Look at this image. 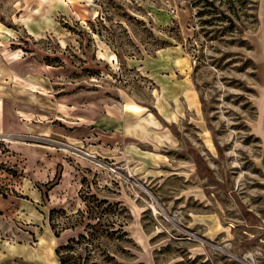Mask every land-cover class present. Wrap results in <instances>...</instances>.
<instances>
[{
  "label": "rangeland",
  "instance_id": "1",
  "mask_svg": "<svg viewBox=\"0 0 264 264\" xmlns=\"http://www.w3.org/2000/svg\"><path fill=\"white\" fill-rule=\"evenodd\" d=\"M0 264H264V0H0Z\"/></svg>",
  "mask_w": 264,
  "mask_h": 264
}]
</instances>
